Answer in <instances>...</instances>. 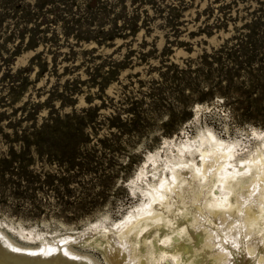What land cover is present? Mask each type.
Wrapping results in <instances>:
<instances>
[{"label":"rangeland","instance_id":"374dc122","mask_svg":"<svg viewBox=\"0 0 264 264\" xmlns=\"http://www.w3.org/2000/svg\"><path fill=\"white\" fill-rule=\"evenodd\" d=\"M261 135L264 0H0V240L25 263L127 264L103 241L172 166L213 143L243 170Z\"/></svg>","mask_w":264,"mask_h":264},{"label":"bare ground","instance_id":"6f19581e","mask_svg":"<svg viewBox=\"0 0 264 264\" xmlns=\"http://www.w3.org/2000/svg\"><path fill=\"white\" fill-rule=\"evenodd\" d=\"M196 151L200 164L193 152L192 159L172 166L170 177L149 192L144 209L127 220L118 236L103 241L113 261L126 253L127 264L148 259L156 264L169 257L174 264H230L232 254L243 250L251 264H264V160L253 158L240 170L221 144ZM0 257L18 264L38 259L12 250L3 240Z\"/></svg>","mask_w":264,"mask_h":264},{"label":"snow or ice","instance_id":"6c2138e0","mask_svg":"<svg viewBox=\"0 0 264 264\" xmlns=\"http://www.w3.org/2000/svg\"><path fill=\"white\" fill-rule=\"evenodd\" d=\"M254 135V134H253ZM260 139L264 140V135H261Z\"/></svg>","mask_w":264,"mask_h":264}]
</instances>
